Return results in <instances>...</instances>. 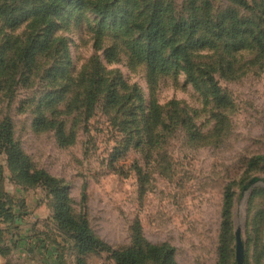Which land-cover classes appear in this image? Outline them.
I'll return each mask as SVG.
<instances>
[{"label": "rangeland", "instance_id": "obj_1", "mask_svg": "<svg viewBox=\"0 0 264 264\" xmlns=\"http://www.w3.org/2000/svg\"><path fill=\"white\" fill-rule=\"evenodd\" d=\"M95 1L56 20L70 82L53 69V56L30 70L13 63L30 21L10 26L0 19V122H11L31 171L65 187L71 214L113 250L131 248L137 228L146 243L167 247L176 264H218L224 247L227 264H237L239 229L244 264H264V182L244 191L252 178L264 179V0H119L128 12L124 27L101 23ZM150 3L163 10L170 44L188 45L191 63L165 45L161 63L149 67L139 25ZM230 11L234 23L223 17ZM196 19L208 23L192 38L174 33ZM221 24L250 31L236 46L220 35ZM42 116L51 124L40 130ZM22 229L29 251L16 258L24 263L115 264L108 252L80 258L50 190L25 183L3 153L4 244Z\"/></svg>", "mask_w": 264, "mask_h": 264}, {"label": "trees", "instance_id": "obj_2", "mask_svg": "<svg viewBox=\"0 0 264 264\" xmlns=\"http://www.w3.org/2000/svg\"><path fill=\"white\" fill-rule=\"evenodd\" d=\"M119 0H113L112 5L108 0H96L90 2L93 12L103 21H111L113 24L121 23L124 27L127 19V11L123 7H118ZM236 4L246 6L244 0H231ZM131 0H125V4ZM17 5H23L18 7ZM27 5V7H24ZM84 6V0H3L0 5V19L6 25L16 26L21 23L30 21L29 29H31L27 43L22 47L21 45L16 49V61L22 63L29 70L40 63L41 60L53 56V69L61 73V78L70 82L69 69L71 62L63 48L62 42L59 38H55L56 20L63 18L66 13H75V10ZM150 15L147 19L146 25H139L144 34L146 41V61L151 68H157L163 59V49L167 45L170 47L169 51L176 59H184L186 63L189 61V54L187 52L188 45H176L167 37L168 29L164 23L163 10L157 3H150ZM235 12L230 11L224 14V19L230 18L234 23ZM236 21V20H235ZM199 22L198 19L193 23L181 22L175 25L174 33H182L190 35L192 38L201 29L202 26H207V21ZM238 24V21H236ZM234 25V24H233ZM208 28V27H207ZM220 35L231 38L235 45L242 44V40H237L243 35L248 34L249 29H243L241 26L234 27L227 25L223 27L221 24ZM252 32V31H251ZM250 35V34H249ZM252 37L256 40L255 35ZM259 42V41H258ZM201 43L200 39L194 41L195 45ZM16 48V47H15ZM261 53L264 54V45L260 46ZM4 60L0 57V65H3ZM68 77H65V75ZM188 77L191 80H196L193 72L188 70ZM66 87V85L64 86ZM51 124L46 123L45 116L38 119L37 126L41 130L42 126ZM45 126V127H46ZM59 139L62 144H65L64 130H59ZM5 154L8 158V163L13 170L19 173V177L28 184L45 185L54 196L56 200V218L60 223L62 229L71 233L76 241V250L78 255L84 257L94 252H108L111 254L115 264H146L151 260L156 264H176L173 260L172 252L165 246H154L146 243L139 229H135L133 246L125 250H113L105 245L91 232L85 219L76 218L71 214L69 206L68 191L62 187L54 178L41 171H31L29 158L23 153L19 144L15 141L13 135L12 124L9 119H4L0 122V154ZM229 205L227 201L226 206ZM7 218V217H5ZM8 248L5 247L2 241V234L0 231V255L7 256ZM79 264H85L83 260H79ZM218 264H227V249L224 247L221 250V257Z\"/></svg>", "mask_w": 264, "mask_h": 264}, {"label": "crops", "instance_id": "obj_3", "mask_svg": "<svg viewBox=\"0 0 264 264\" xmlns=\"http://www.w3.org/2000/svg\"><path fill=\"white\" fill-rule=\"evenodd\" d=\"M19 234H20V237L17 239L15 237L13 242H12L11 237L6 236L5 239L7 240V242H5L6 243L5 247L8 248L9 252L7 256L0 255V264H27V263H24L23 261L17 260L16 258L17 256L18 257L21 256L23 253L28 254V251H29L28 246L25 243L26 237H24L27 234V232L24 229H22V231L19 232ZM9 243L12 244L13 246H11ZM14 244L16 246H14Z\"/></svg>", "mask_w": 264, "mask_h": 264}, {"label": "water", "instance_id": "obj_4", "mask_svg": "<svg viewBox=\"0 0 264 264\" xmlns=\"http://www.w3.org/2000/svg\"><path fill=\"white\" fill-rule=\"evenodd\" d=\"M260 182H264V179L260 177L252 178L248 182V184L244 187V191H247L250 187ZM244 261H245L244 247H243V242L241 238V231L238 229L236 231V262L237 264H244Z\"/></svg>", "mask_w": 264, "mask_h": 264}]
</instances>
